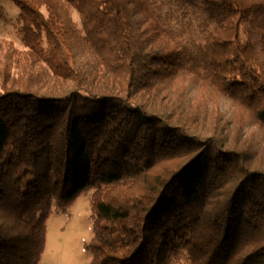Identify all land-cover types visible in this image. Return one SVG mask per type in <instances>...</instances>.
Returning a JSON list of instances; mask_svg holds the SVG:
<instances>
[{
	"label": "trees",
	"instance_id": "obj_1",
	"mask_svg": "<svg viewBox=\"0 0 264 264\" xmlns=\"http://www.w3.org/2000/svg\"><path fill=\"white\" fill-rule=\"evenodd\" d=\"M10 1L0 264L89 189L87 264H264V0Z\"/></svg>",
	"mask_w": 264,
	"mask_h": 264
},
{
	"label": "rangeland",
	"instance_id": "obj_2",
	"mask_svg": "<svg viewBox=\"0 0 264 264\" xmlns=\"http://www.w3.org/2000/svg\"><path fill=\"white\" fill-rule=\"evenodd\" d=\"M78 19L77 11L68 0H60ZM20 9L10 0H0V56L8 49L24 50L19 19ZM11 45V46H10ZM93 190H85L75 198L67 212L53 207L46 221L47 243L39 264H87L92 253L87 243L93 237L90 199ZM183 264H188L184 261Z\"/></svg>",
	"mask_w": 264,
	"mask_h": 264
}]
</instances>
